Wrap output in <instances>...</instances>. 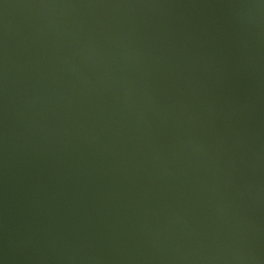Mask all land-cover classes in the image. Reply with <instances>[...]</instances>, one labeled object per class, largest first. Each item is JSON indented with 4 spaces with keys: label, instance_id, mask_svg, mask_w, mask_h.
Masks as SVG:
<instances>
[{
    "label": "water",
    "instance_id": "obj_1",
    "mask_svg": "<svg viewBox=\"0 0 264 264\" xmlns=\"http://www.w3.org/2000/svg\"><path fill=\"white\" fill-rule=\"evenodd\" d=\"M0 264H264V0H0Z\"/></svg>",
    "mask_w": 264,
    "mask_h": 264
}]
</instances>
